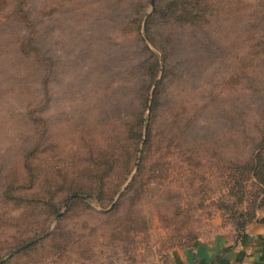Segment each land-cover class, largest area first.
<instances>
[{
  "label": "rangeland",
  "instance_id": "1",
  "mask_svg": "<svg viewBox=\"0 0 264 264\" xmlns=\"http://www.w3.org/2000/svg\"><path fill=\"white\" fill-rule=\"evenodd\" d=\"M263 214L264 0H0V264H180Z\"/></svg>",
  "mask_w": 264,
  "mask_h": 264
},
{
  "label": "crops",
  "instance_id": "2",
  "mask_svg": "<svg viewBox=\"0 0 264 264\" xmlns=\"http://www.w3.org/2000/svg\"><path fill=\"white\" fill-rule=\"evenodd\" d=\"M231 244V242L199 244L192 252L182 256L179 263L264 264V214L247 227L246 236L236 244Z\"/></svg>",
  "mask_w": 264,
  "mask_h": 264
},
{
  "label": "trees",
  "instance_id": "3",
  "mask_svg": "<svg viewBox=\"0 0 264 264\" xmlns=\"http://www.w3.org/2000/svg\"><path fill=\"white\" fill-rule=\"evenodd\" d=\"M179 5H180L179 2L177 1L175 4H171L170 7L172 9H176V8H178ZM253 219H255V217H252V219H249L248 221H246V223L247 222L248 223L253 222L252 221ZM243 228H245V224L244 225L241 224V229H243ZM244 236H246V229H244V230H242V232H240L238 237H236L234 244H236ZM27 241H28L27 239H22V241L20 242V244L18 246H20L21 244H23ZM10 245H11V247H10ZM13 248L14 247H12L11 238H6L4 242L1 241L0 242V261L6 255H8L13 250ZM36 253H38L37 247L31 245V246H28L27 248H25L24 250L14 254L13 256L8 258L7 260H5L3 262V264H43L41 259L37 260V261L32 260V258L35 256Z\"/></svg>",
  "mask_w": 264,
  "mask_h": 264
}]
</instances>
